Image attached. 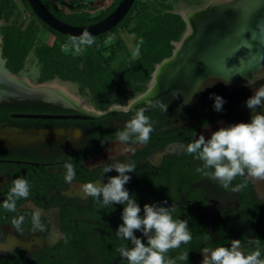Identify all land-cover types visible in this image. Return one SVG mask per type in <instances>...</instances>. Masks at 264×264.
I'll return each instance as SVG.
<instances>
[{"label":"flooded vegetation","instance_id":"1","mask_svg":"<svg viewBox=\"0 0 264 264\" xmlns=\"http://www.w3.org/2000/svg\"><path fill=\"white\" fill-rule=\"evenodd\" d=\"M261 87L264 77L239 88L215 84L189 103L173 93L149 101L137 100L140 93L104 107L78 97L79 106L62 101L0 102V264H128L117 249L133 245L116 237L124 205L101 207L81 187L108 183L119 173L113 169L104 174L102 166L116 163L135 165V171L127 173L131 179L125 188L140 206L141 217L145 204H157L171 208L174 219L187 221L191 242L169 250L166 258L176 264H202L204 247H231L232 240H240L249 254L257 247L249 240L259 239L264 259V180L237 176L224 188L198 172L203 162L186 152V145L200 135L210 139L216 125L250 123L252 110L246 101ZM215 96L225 101L221 111L214 110ZM130 100L137 102L123 111ZM158 103L168 105L167 112L154 106ZM140 108L146 109L154 130L147 144L129 143L135 150L123 152L125 145L116 134ZM256 111L264 114V108ZM69 162L76 171L71 184L64 180L63 166ZM19 177L29 182L30 196L17 200L16 212H8L3 201ZM239 184L247 186L234 192ZM35 209L41 211L43 232L32 231ZM21 215L25 220L17 231L11 221ZM134 235L147 245L141 231ZM183 252H188L187 261L177 259Z\"/></svg>","mask_w":264,"mask_h":264},{"label":"clouds","instance_id":"2","mask_svg":"<svg viewBox=\"0 0 264 264\" xmlns=\"http://www.w3.org/2000/svg\"><path fill=\"white\" fill-rule=\"evenodd\" d=\"M112 39L113 37H109V42ZM94 43L95 38L85 29L80 36L70 37L69 42L63 44L61 50L64 53L72 51L79 54L85 47H90ZM142 43L141 40L136 45L132 53L134 57L139 56ZM189 100L185 103H188ZM136 102V100H130L122 110L130 111ZM224 103L222 97L215 96L214 110L221 111ZM154 106L167 112L168 105L158 103ZM246 106L252 110L250 123L241 122L220 128L212 133L210 139L206 140L203 135H200L198 139L186 145V152L194 154L195 158L203 162V167L198 168L197 171L220 181L224 188H228L237 176L247 175L256 180H264V114L256 111L257 107L264 108V87L257 89L255 94L247 99ZM114 107L121 108L120 105ZM145 112L144 108L138 109L135 115L125 123L124 130L116 134L120 144L125 145L122 149L123 152L135 150L127 147L129 143L147 144L149 142L154 129ZM63 167L66 170L64 180L71 184L76 178L74 165L69 162L65 163ZM102 167L104 174L115 169L119 175L110 177L106 184L89 182L81 187L82 191L87 196L94 198L101 207L113 204L124 205L123 223L118 226L116 237L131 241L133 247L118 248L117 251L120 255L126 258L128 264H176V260L166 258V254L171 249H177L182 244L191 242L192 235L188 229L187 221L174 219L171 208L157 204H145L144 215L141 217L140 206L125 188L131 179L127 173L135 171V165L116 163L110 166L105 164ZM206 169H212V171H205ZM246 186V184H239L233 188V191L239 192ZM29 196V182L21 177L16 178L12 181L10 191L2 206L8 212H16L17 200H27ZM41 215V211L38 209L31 213L33 232L46 230ZM24 220L23 215L13 218L12 227L21 231ZM135 231H141L143 236L147 237V245L134 235ZM249 243L257 245L256 249L249 254H245L242 250L240 240H232L231 247L220 246L214 249L204 247L201 249L204 254L202 264H264V259L261 258L259 239L249 240ZM177 259L187 261L188 252L181 253Z\"/></svg>","mask_w":264,"mask_h":264},{"label":"water","instance_id":"3","mask_svg":"<svg viewBox=\"0 0 264 264\" xmlns=\"http://www.w3.org/2000/svg\"><path fill=\"white\" fill-rule=\"evenodd\" d=\"M134 1L135 0H120L115 8L102 19L91 24L74 25L57 18L42 0H27L31 10L44 24L70 37L80 36L85 29L88 30L93 37L110 31L127 15ZM230 5L227 10H231L232 7L233 11L231 12V16H224L223 12H228L227 10H219L211 20L210 18L205 20L202 19L203 15L197 16L195 19L198 25L197 36L195 40L191 42L190 46L187 47L184 61H182L181 64H177L176 68L168 77L169 79L174 77V81H181L178 88L182 90H188L190 84H194L195 81H197L190 102L197 99L201 93L211 85L222 84L232 88H239L254 83L264 77V0H237ZM217 7L218 6H215V8H212L209 12L215 13L218 10ZM202 8L203 6L197 10ZM181 18L183 19L182 15ZM241 21L243 22L241 23ZM184 22L186 24L185 31L177 42L182 40V37L188 29L185 20ZM240 24H242V26ZM177 42L174 43L171 55L163 58L158 64L166 59L174 57L175 44ZM0 50V56L3 58L1 45ZM158 64L155 65L154 69ZM1 68L0 102H61V100L56 97L26 90L12 83L2 72L4 68L7 73H11L5 66L4 58ZM236 72H239L238 74L241 76L247 75V78L239 83L233 81L231 78L233 74H237ZM198 75L202 76L197 80ZM146 90L144 92H146ZM169 93H173L177 96L174 90L168 91L167 94ZM167 94L160 95L157 98ZM17 116L26 118L46 117L45 115L39 114H17ZM220 128L221 126L216 125L213 130H218Z\"/></svg>","mask_w":264,"mask_h":264},{"label":"trees","instance_id":"4","mask_svg":"<svg viewBox=\"0 0 264 264\" xmlns=\"http://www.w3.org/2000/svg\"><path fill=\"white\" fill-rule=\"evenodd\" d=\"M24 1L29 6L27 0ZM42 1L57 18L70 24L86 25L103 18L88 20L85 16H64L55 13L45 0ZM74 2L78 6L82 5V0H75ZM119 2L120 0L117 1V4ZM11 5H13L12 0H0V18L4 11L6 13L9 11V6ZM135 7H137L135 15L137 21L134 27L135 47L141 40L143 41L140 44V54L137 58L118 59L116 51L105 57L99 50L89 48L86 50L82 59L83 63L80 66L72 63L69 60L70 58L65 56L60 50L58 44H40L34 49L35 55L41 63L39 81L59 77L79 82L82 90L87 88L93 100L102 104L100 107L106 106L107 94L109 92L112 93L114 86H116V96L114 97L120 99H122L123 93L127 88L132 92L143 91L155 65L163 58L171 55L173 42L178 41L185 31V22L179 14L171 9L158 12L150 4L140 3L139 0L134 1L122 21L130 17ZM10 13L7 14L9 15ZM32 13L56 37L70 40V36L51 29L34 12ZM20 22H24L25 25L23 19ZM20 24L13 22L8 26L2 27V56L5 58V66L12 74H17L23 68L24 59L32 47L34 37L39 29L33 20L28 22L23 29L20 28Z\"/></svg>","mask_w":264,"mask_h":264},{"label":"rangeland","instance_id":"5","mask_svg":"<svg viewBox=\"0 0 264 264\" xmlns=\"http://www.w3.org/2000/svg\"><path fill=\"white\" fill-rule=\"evenodd\" d=\"M13 5L9 6V15L6 11L3 12L2 17L0 18V45L2 47V27L8 26L13 22H18L20 24V28L23 29L26 27L25 25L28 24L30 21H34L38 26V32L34 37V42L32 47L30 48L26 58L24 59L23 68L15 74L20 78H27L33 84H40V83H53L56 82L58 85L63 86L67 89V91L75 97L81 98L86 102L94 101L98 106L102 104L93 100L92 96L89 93V90L85 88L84 90L81 89V84L76 81H70L66 79H61L59 77H54L52 79H47L44 81H39V72L41 63L39 62L37 56L35 55L34 49L36 46L40 44H47L52 45L54 43L58 44L61 47L63 44L68 43L69 40L66 38L56 37V35L45 28L43 24H41L36 17L33 15V11L31 10L30 5L28 6L24 0H12ZM53 9L55 13H59L61 15H69L70 17H79L85 16L88 20H97L100 17L106 16L109 12H111L115 6L117 5L118 0H82V5H76L74 2L75 0H45ZM211 0H139L140 3L143 4H150L152 7L155 8L158 12H164L165 10L171 9L173 12L179 14L185 10H197L202 6L208 4ZM14 6V7H13ZM136 10L135 7L131 15L128 19L120 22L112 30L106 32L103 35H100L95 38V43L90 47H85L83 51L79 54H75L72 51L63 54L70 58L69 60L77 65H82L83 63V56L85 55L86 50L89 48H95L99 50L101 54L107 57L111 52L116 51L118 59H124L127 57L130 58H137L133 56V51L135 49V31L134 27L136 25ZM36 15V14H35ZM22 19L25 21H22ZM19 20V21H18ZM20 22V23H19ZM186 28V24H185ZM109 37H113L111 42H109ZM177 42V41H176ZM173 42V47H174ZM62 51V50H61ZM5 59V58H4ZM158 64V63H157ZM150 80V79H149ZM149 83V81H148ZM146 84L144 90L147 88ZM116 86L113 87L112 93L107 94V104H117L123 103L126 100L131 99L132 97H136L143 91L132 92L130 89H126L123 93L122 99L116 98L115 94ZM114 99V100H113ZM88 105V104H87Z\"/></svg>","mask_w":264,"mask_h":264},{"label":"bare ground","instance_id":"6","mask_svg":"<svg viewBox=\"0 0 264 264\" xmlns=\"http://www.w3.org/2000/svg\"><path fill=\"white\" fill-rule=\"evenodd\" d=\"M236 1L237 0H211L208 4L204 5L203 8L200 10L183 11L181 15L183 19L186 21L188 25V29L186 33L184 34V36L182 37V40L175 44L174 57L166 59L162 63L156 66V68L152 72V76L150 78L146 92H144L143 94H140L137 100L149 101L152 98L154 99L160 95L167 94L168 91L170 90H174L176 91L177 97L179 98L180 101L185 103V101L190 99L189 100L190 102L193 91L196 88L197 81H195L194 84H190L191 88L189 87L188 90L187 89L182 90L178 88V85L180 84L181 81L180 82H178V80L174 81L173 80L174 77H172L171 79H169L168 77L171 75L173 70L176 68L177 64H181L182 61H184V56L186 54L187 47L190 46L191 42L195 40L197 36L198 25L195 20L197 16L203 15L202 19L205 20V19L210 18L211 20L213 19L214 15L217 12H219V10L223 11V10L229 9V5ZM215 6H218L217 7L218 10L215 13L214 12L210 13L209 10H212V8H215ZM227 11L228 12H225V11L223 12L224 16L225 15L231 16L232 15L231 12L233 11L232 7H231V10H227ZM242 22L243 21H241V23ZM240 25L242 26V24ZM245 27H248V26H245ZM2 63H3V58L0 56V68H1ZM2 72L4 76H7L8 79L11 80L12 83H15L21 88H24L26 90H31L34 92H40L47 96L56 97L57 99L61 100L62 102L66 104H72V105H77V106L80 105V102L78 101L77 97L70 94L65 87L58 85L56 82L46 83V84H33L27 78H20L18 76L12 75L9 72L7 73L4 70V68ZM238 73L233 74L231 78L233 79V81H236L237 83H239V82L244 81L245 78H247L246 77L247 75L241 76ZM201 76L202 75H198L197 80L200 79Z\"/></svg>","mask_w":264,"mask_h":264}]
</instances>
